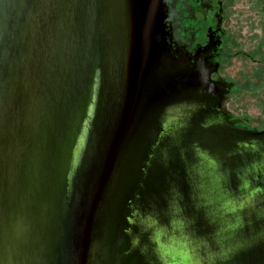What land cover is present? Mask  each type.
I'll list each match as a JSON object with an SVG mask.
<instances>
[{
    "label": "water",
    "instance_id": "obj_1",
    "mask_svg": "<svg viewBox=\"0 0 264 264\" xmlns=\"http://www.w3.org/2000/svg\"><path fill=\"white\" fill-rule=\"evenodd\" d=\"M166 17L164 0H0V264H144L127 252V201L158 196L170 173L188 193L178 156L141 173L168 103L204 105L187 142L264 135L202 126L221 88L170 56ZM226 45L223 120L264 129V50L255 61L231 33ZM238 264H264V249Z\"/></svg>",
    "mask_w": 264,
    "mask_h": 264
},
{
    "label": "clouds",
    "instance_id": "obj_2",
    "mask_svg": "<svg viewBox=\"0 0 264 264\" xmlns=\"http://www.w3.org/2000/svg\"><path fill=\"white\" fill-rule=\"evenodd\" d=\"M203 107L177 100L156 117L141 173L146 178L154 161L168 170L178 156L188 193L186 199L170 173L158 196L142 199L137 193L127 201V252L137 251L144 264H238L241 255L264 249V135L234 139L229 147L187 142L193 117ZM200 220L207 230L198 226Z\"/></svg>",
    "mask_w": 264,
    "mask_h": 264
},
{
    "label": "flooded vegetation",
    "instance_id": "obj_3",
    "mask_svg": "<svg viewBox=\"0 0 264 264\" xmlns=\"http://www.w3.org/2000/svg\"><path fill=\"white\" fill-rule=\"evenodd\" d=\"M164 0L166 6V43L170 56L189 68L205 66L210 79L221 88L219 109H212L201 121L202 126L222 125L251 132L261 130L234 126L223 120V102L231 92L220 72L222 61L229 60L226 39L229 32L224 28L225 16L220 0ZM225 58V59H224ZM264 183V177H261Z\"/></svg>",
    "mask_w": 264,
    "mask_h": 264
},
{
    "label": "rangeland",
    "instance_id": "obj_4",
    "mask_svg": "<svg viewBox=\"0 0 264 264\" xmlns=\"http://www.w3.org/2000/svg\"><path fill=\"white\" fill-rule=\"evenodd\" d=\"M263 0H225L223 9L231 16L224 22V28L231 33L241 50L261 61V50H264V21L259 11Z\"/></svg>",
    "mask_w": 264,
    "mask_h": 264
}]
</instances>
